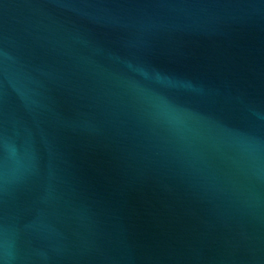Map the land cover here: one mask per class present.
<instances>
[{"label": "water", "instance_id": "obj_1", "mask_svg": "<svg viewBox=\"0 0 264 264\" xmlns=\"http://www.w3.org/2000/svg\"><path fill=\"white\" fill-rule=\"evenodd\" d=\"M0 264H264V0H0Z\"/></svg>", "mask_w": 264, "mask_h": 264}]
</instances>
